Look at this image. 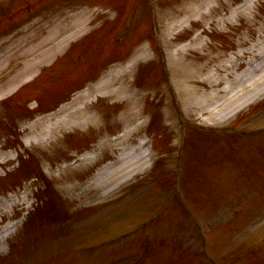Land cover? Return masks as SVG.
Segmentation results:
<instances>
[{"label":"rangeland","instance_id":"1","mask_svg":"<svg viewBox=\"0 0 264 264\" xmlns=\"http://www.w3.org/2000/svg\"><path fill=\"white\" fill-rule=\"evenodd\" d=\"M71 1L73 0H0V27L7 26L8 18L23 14L27 9H36L37 7L38 10L29 16L43 15L44 18L52 19L55 16L54 11L58 9L70 10L72 8ZM198 1L203 2L200 7ZM243 1L245 0H227L225 3L223 0H89L92 6L96 4L104 7L99 8L105 13L99 12V16L92 19L90 26L86 27L88 35L86 34L87 36L85 35L79 44L82 36L78 37L77 34L71 38L76 42L70 49H64L63 43L60 42L55 50L61 52L64 49L63 52L67 50L66 53L58 57L60 52H53L54 56L50 57V61L55 57L58 59L50 65L51 62L44 58L46 61H41L39 65L36 63L29 76L37 75L38 70L41 69L37 75V78H40L39 81L50 74L60 80L63 78L65 87L63 94L70 93L75 89L72 87L78 83L80 85L81 82H87L92 76L90 70L72 72L78 64L72 65L71 60L76 59L78 51L84 50V44L87 41L95 39L97 42V39L99 40L98 45L92 42L87 46L89 47L88 50L83 51L82 54H86L83 56L84 59L92 52L99 53L102 51L104 61L101 63V67L113 61H119L129 50L128 54H133L135 50L140 48L142 42L147 47H151L155 43L153 37L155 32L149 28L152 16L158 35L160 30L167 43L169 40L176 43V46L171 50L175 52L179 47L184 48L187 62L191 59L194 61L195 65L188 68L187 71H191L195 76V82H190V85L188 83V87L198 88V94L202 97L208 94L213 96L209 100V105L215 106L217 111L223 106L222 103L224 102L221 101L225 97L221 92L223 88L218 86L219 82L228 77L231 78L252 56V53L247 54L245 49L256 41L260 32L264 31V0L258 2L249 11L248 17L241 16L233 19L232 22L225 19L226 16H232L234 8L242 4ZM40 4L42 6H39ZM64 17L65 15L61 19ZM71 18L66 17L63 20H70ZM131 18L133 20L130 28L131 37L127 36L124 39L125 45L115 46L113 44L114 35L121 31L126 20ZM47 32L48 26H41L31 32L27 39L21 41V45L11 47V49L21 55L26 50L20 52L24 45L30 46L37 39L40 40L41 35ZM198 36L206 40L202 46L200 44L203 42H198L197 46H194L192 42L190 43ZM144 44L143 46H145ZM9 47L7 46L8 49ZM240 48L242 55L236 57L237 62L235 64L227 69L217 70L215 67L217 62L229 54L230 56L238 54ZM8 49L3 50L0 47V85L2 86L0 94L2 95L11 92L12 88L18 86L27 77H21L10 84L9 80L15 70L21 69V64L18 61L22 58H12V53ZM7 56L9 57L7 58ZM89 61L91 62V59ZM137 62L139 63L133 65L126 73L129 76L126 77L125 74L115 78L117 87L124 85L137 90L143 96L140 100L144 105L146 104L142 111L145 110L151 115V118H155L165 106V92L161 84L163 77L158 67L159 64L156 65V62H152V64L148 61L146 63V60L143 59ZM48 78L46 77V79ZM207 79L213 82L206 81ZM50 82L54 83L55 80L50 79ZM7 83L9 84L8 88ZM203 83H207V85ZM232 87L239 89V86ZM103 91L101 93L103 98L106 97V94L112 93L106 88H103ZM42 92L44 93L41 94ZM94 93L89 95L87 105L84 100L88 99H82L79 102V108L84 103L82 105L84 109H81L84 110V113L81 115L76 113L80 119H84L90 113V124L71 133V125H58L60 123L58 119L48 121L45 123L46 125L61 126L60 131L57 134L54 133L55 136L50 141L33 143L28 147L29 149L22 147L26 142L21 139L28 130L27 126L35 124L32 127L35 134H39L43 128V122L40 124L37 122L39 124L37 125L33 116H36L46 107L54 105L56 99L35 85L25 95L18 96L16 93L10 96L6 99V104L9 106L6 107V105L0 109V146L14 147L19 153L15 160H10L11 165L18 164L16 170L8 171L9 165L1 166L7 173L0 175L2 176L0 177V195L15 192L20 186L27 189L19 204L12 207L11 213L5 218L9 220L21 214L24 221L23 225L11 233L0 245V264H81L69 261L70 250L81 249L84 245L109 238L115 232L121 231L134 222L142 221L146 213L157 205V192L155 194L149 193V197L146 195L147 202H142L141 205L139 203L134 206H126L121 201L128 198L130 193L129 190L122 188L123 185L115 190H113L115 186L105 190L98 188L99 186L94 185L91 181L90 177L100 171V167L107 160H118L123 154L126 155L127 151L124 147L127 144L125 142L107 144L106 139L124 133L129 125L126 120L133 117L130 116V108H126L125 104L116 101L115 95L113 97L111 94V96H107L108 104H106V101L100 99L96 102L90 101L94 98ZM235 95L233 96V100H236L235 105L222 115L217 111L218 117L215 119H207L205 110L192 108L189 105L190 115L204 123L214 124L213 126L219 123L230 124L233 119H235L237 126L242 129L264 125V81L258 91H247L243 100L237 101L234 98ZM34 98H39L34 110H25L29 107L25 109L16 108L17 102L23 104L25 101ZM250 107L253 108L250 110ZM124 109L127 112L122 113ZM67 121L69 120L67 119ZM135 139V134L130 135L132 142ZM253 142L259 144L256 140ZM159 144H161L159 151L168 159L170 155L166 154L167 147H171V137L168 131L162 132ZM101 145L103 147L99 151L98 147ZM89 150L91 154L95 153L96 150L98 151L91 156L92 161L89 164L83 163L74 168L57 170L72 157L83 155ZM239 151L237 155L231 156L232 161L221 156L214 157L215 161L211 162L207 161L209 156L197 157L193 160L187 179H189L190 185L205 179L203 180L204 184L209 188L200 189L202 198H196L198 201L196 205L201 208L199 211L213 229L214 240L212 242H214V249H216L217 256L222 262L220 264H262L264 254L261 253L262 258L246 257L245 252H248L249 248L255 247L259 252L264 250V214L260 220L251 223L259 212L264 210V144L260 146L246 145ZM172 160L173 158L170 157L167 163L172 164ZM161 167L163 166H159V168ZM1 168L0 173L3 171ZM127 175L128 173L125 174L124 178ZM141 177L132 179V181H137ZM88 181L89 184L86 187H83L79 192L74 191V186L88 183ZM139 184L141 183L139 182ZM113 185V183L109 184V186ZM147 185H150L148 189L153 187L150 183ZM236 188L246 193L244 199L236 204L224 206L225 197L236 193ZM137 194V192H133L131 195ZM112 198L118 201L111 204L114 201V199L111 200ZM141 212L145 214L142 215ZM117 215L120 217L116 219ZM174 219H172V213L170 215L168 213L164 226L160 229L159 234H156L155 242L161 237L157 241L159 252L152 253L151 264H155V260H158L156 258L174 259V254H176L174 251L184 242V240L180 241L174 236L176 227ZM15 241L17 249L14 252L12 247ZM186 244L190 243L185 241ZM171 246L174 247L172 249L174 251L171 250ZM111 251L106 252L107 254H100L97 262L103 261V256L105 254L110 255ZM121 251V247L115 250V252ZM97 254L95 255L98 256ZM114 255H110L104 261L110 262ZM239 257H241L240 261ZM79 261L84 262L83 260ZM99 264L103 263L100 262Z\"/></svg>","mask_w":264,"mask_h":264},{"label":"bare ground","instance_id":"2","mask_svg":"<svg viewBox=\"0 0 264 264\" xmlns=\"http://www.w3.org/2000/svg\"><path fill=\"white\" fill-rule=\"evenodd\" d=\"M261 0H253L251 1L249 4H247L241 11L239 12H235L228 20L229 22H232L233 19H236L238 17H248L250 15L249 11L252 10V8L254 7V5L258 2H260ZM227 2V0H223V3ZM203 4V2L201 1H198V6L200 7L201 5ZM218 7V6H217ZM214 8V7H213ZM203 15V14H201ZM84 27V26H83ZM83 27H80L78 28L77 30H75L74 32H72L69 36L68 34L65 35L63 37V40L64 42L69 38L71 37V35H73V33L76 35L79 31L82 30ZM59 32V31H58ZM58 32L56 33L55 36H57ZM46 42H50V41H46ZM171 42L173 43L172 46H174V41L171 40ZM205 42H203L202 44H200L201 46L204 44ZM57 45V44H54L52 45L47 51L50 53V52H55L56 50H54V46ZM187 49V48H186ZM46 52V51H45ZM43 52V53H45ZM178 67H179V72L176 73V76L178 77V75L180 74V81L177 79V87L179 89V91L183 90L184 93L186 94L187 98H188V102H190V104H192V107L194 108H198V109H203L205 110L204 113L207 114V118H211V119H215L218 117L217 115V111L219 112L220 115H222L223 112H225L226 110H229L231 109L230 107H233L235 105L234 102H236V100H233V96L235 94H238L237 96L235 95V99H237V101H240L244 98V95L246 94L247 91H258L261 87H262V83L264 81V62L260 64V69L261 70V75L260 76H256L254 74H250L249 76H247V81H246V84L245 85H240L239 89L237 88H231L232 89V93H231V96L228 97V98H225L224 99V103L222 107H220L219 109H217L216 111V107L214 106H210L209 105V100L212 99L213 96L211 95H204V97H202L201 95L198 94V89L197 88H193V87H188L187 86V82L189 83L190 85V82L194 83L195 81V76L191 73V71H187L188 68H190L191 66L195 65L194 61L191 59L187 62L186 58H185V50L184 48H179L177 49V53H176V56H174V58ZM32 60V58L30 59ZM29 60V61H30ZM24 66H23V69L24 70H21V73L20 75H26V73H29L33 70V68L35 67L36 65V62H32L31 64H29L27 61L24 62ZM231 65H233L232 62H230V64L226 65L225 67L221 68V69H224L226 67H230ZM186 68V70H185ZM19 77L18 76H15L13 77L12 79L9 80L10 83H12L15 79H18ZM175 79V77H174ZM107 80V79H106ZM210 79H207L206 81H208ZM210 82H213L210 80ZM8 84V83H7ZM203 84H206V83H203ZM231 86H234L233 84H230V87ZM248 87V88H247ZM0 88H2V86L0 85ZM240 91V93H239ZM1 93V91H0ZM9 93V92H8ZM2 95V94H0ZM208 100V102H207ZM230 106V107H229ZM73 109V108H72ZM74 109H76V106H74ZM77 110V109H76ZM72 112V111H71ZM70 112V113H71ZM76 112V111H75ZM221 118H223L221 116ZM52 135L49 136V138L51 137ZM46 141H48V138L46 139ZM35 144V143H34ZM86 164H89L87 162H85ZM83 163H80V164H77L76 166L78 165H81ZM125 165V168L127 169V164H124ZM86 166V165H85ZM115 170H111L109 174H112ZM127 172V171H126ZM113 176V175H112ZM123 177L122 176H114L113 177V181L114 182H118V180ZM108 180V177H106L105 181ZM104 177L101 179L100 183L99 184H103L104 182ZM109 181V180H108Z\"/></svg>","mask_w":264,"mask_h":264}]
</instances>
